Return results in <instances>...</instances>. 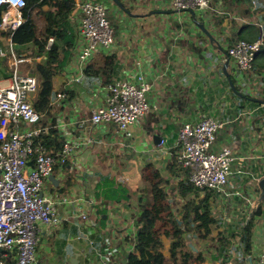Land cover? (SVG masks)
<instances>
[{
  "label": "crops",
  "instance_id": "obj_1",
  "mask_svg": "<svg viewBox=\"0 0 264 264\" xmlns=\"http://www.w3.org/2000/svg\"><path fill=\"white\" fill-rule=\"evenodd\" d=\"M61 1L32 9L30 21L40 36L35 42L13 47L27 60L21 67L23 74L41 80L37 66L46 64L50 49L58 42L51 37L54 41L50 45L49 39L45 50L38 42L44 41L45 16ZM87 1L72 0L66 39L73 40L74 47L66 65L50 64L54 72L61 73L52 78L49 105L42 110L37 107L40 90L31 98L42 115L38 125L42 135L37 142L54 155L64 145L73 150L63 168H54L51 176L56 181L50 176L44 184L42 196L56 203L61 224L57 228L38 225L36 264L39 256L40 264H103L105 259L128 264L143 215L140 200L146 186L151 190L145 176L152 171L181 219L186 201L180 190L192 183L191 170L181 159L179 134L185 124L206 119L222 125L212 150L229 148L235 161L227 185L200 191L198 200L209 203L210 217L216 223L206 239L187 232V240L190 237L198 243L197 252L204 258L195 264H262L264 0H210L208 10L193 12L176 10L171 0H118L121 6L114 0H93L106 6L115 42L110 48H98L82 67L78 61L85 45L81 8ZM243 35L262 41L256 63L247 71L229 61L227 54ZM0 51H10L9 33L1 29ZM140 78L151 87L149 110L130 126V136L124 137L113 124H92L94 110L107 104L110 85L117 81L139 84ZM10 80L8 62L0 56V86H8ZM104 180L112 181L115 188H127L131 198L121 203L106 200ZM64 197L70 202H61ZM83 215L88 216L86 222ZM163 240L166 264H179L171 258V240ZM188 247L193 249L189 243ZM219 252L222 255L217 257ZM5 263L16 264L15 254H9Z\"/></svg>",
  "mask_w": 264,
  "mask_h": 264
},
{
  "label": "built area",
  "instance_id": "obj_2",
  "mask_svg": "<svg viewBox=\"0 0 264 264\" xmlns=\"http://www.w3.org/2000/svg\"><path fill=\"white\" fill-rule=\"evenodd\" d=\"M178 11H204L210 0H171ZM27 0H0V29L9 33L10 51H0L6 58L11 80L0 86V264L15 254L16 264H36L39 246L38 225L57 228L61 224L56 203L42 196L44 184L54 168H63L72 155V147L64 145L57 154L49 153L37 141L42 135L38 127L42 115L31 98L39 92V80L21 72L27 61L16 54L12 36L25 24L23 10ZM81 35L84 48L78 55L79 64L86 67L93 53L100 47L110 48L115 42L114 30L106 6L89 0L81 8ZM50 39V45L53 43ZM51 47V46H50ZM262 48V41H238L227 54L242 71L250 70ZM135 84L117 81L110 85L107 104L91 115L93 125L113 124L125 137L129 128L149 110L148 83ZM60 95V97H64ZM222 127L220 122L206 119L187 123L179 134L181 159L191 170V183L197 190H217L228 184L235 159L229 148L213 151L212 146ZM63 203L70 199L64 197ZM88 220L87 215L81 217ZM264 264V251L260 256ZM103 264H113L105 259Z\"/></svg>",
  "mask_w": 264,
  "mask_h": 264
},
{
  "label": "trees",
  "instance_id": "obj_3",
  "mask_svg": "<svg viewBox=\"0 0 264 264\" xmlns=\"http://www.w3.org/2000/svg\"><path fill=\"white\" fill-rule=\"evenodd\" d=\"M57 0H27L26 8L23 10L25 24L18 29L12 36L13 44L25 45L38 40L40 34L36 24L30 21V14L36 5H48ZM69 3V5H68ZM68 5V6H67ZM74 9L72 0H62L61 4L47 13L45 16L47 27L43 34L44 41L38 42L41 50H45L48 40L53 37L58 44L52 46L49 55V66L38 65V73L42 77V84L48 89H52V78L61 72H54L50 64H67L69 61L74 41L66 39L67 26H69V15ZM1 23V13H0ZM58 39V40H57ZM62 40V41H59ZM239 41L253 43L256 38L252 36H240ZM261 51V50H260ZM257 59V57H256ZM255 59V60H256ZM256 62L254 61L253 65ZM53 70V71H52ZM233 81V80H232ZM234 83V82H233ZM237 93V92H235ZM39 108L40 105L37 104ZM36 108V107H35ZM37 110V108H36ZM38 111V110H37ZM39 112V111H38ZM151 169V167H148ZM156 173L146 174V181L150 184L153 199L142 206L143 215L140 217V228L137 230L135 244V253L129 256L128 264H166V258L162 251L165 248L163 238L171 240L170 253L171 258L179 264H195L204 262L202 254L195 252L188 247L186 238L187 232L196 234L199 239H206L212 232L216 220L210 217V205L204 200H198L200 190L186 184L180 190V195L185 199L186 204L182 210V218H178L172 205L169 203L167 194L160 187L161 181H155ZM116 186L110 180H104L102 196L106 200H113L121 203L130 199V191L123 186ZM194 197L193 200H189ZM142 201V199L140 200ZM262 209L257 211L261 214ZM246 249L249 248L250 233H246L244 238ZM222 255L218 253L217 257ZM216 257V258H217Z\"/></svg>",
  "mask_w": 264,
  "mask_h": 264
},
{
  "label": "rangeland",
  "instance_id": "obj_4",
  "mask_svg": "<svg viewBox=\"0 0 264 264\" xmlns=\"http://www.w3.org/2000/svg\"><path fill=\"white\" fill-rule=\"evenodd\" d=\"M37 71H38V68H37ZM37 78V77H36ZM38 79V78H37ZM39 80V82H40V92H39V100H38V104L40 105V107L41 108H39L40 110H42V109H44V108H46L48 105H49V102H50V100L53 98V92H54V90H53V82L51 83V85H52V89L50 90V89H48V88H46V87H44L43 86V84H42V77H41V80L40 79H38ZM4 85V84H3ZM232 152V151H231ZM145 179H146V176H145ZM126 180V179H125ZM145 182H146V180H145ZM218 190V189H217ZM152 198H153V194H152V192H151V190L146 186V188L144 189V192H143V197H142V199H143V201H141L142 202V206H144V204H146V203H148V202H151L152 201ZM179 202H177V204H178ZM176 204V202L174 203V205H177ZM191 238L189 237V241H188V243L189 244H191V246L193 247V250L195 251V252H197L198 251V249H199V246H198V243L197 242H195V241H192V240H190ZM200 250V249H199ZM41 254H43V251H41ZM37 259V258H36ZM42 260H41V258H40V256H39V262L40 263H42L41 262ZM36 263H37V260H36ZM39 263V264H40Z\"/></svg>",
  "mask_w": 264,
  "mask_h": 264
},
{
  "label": "water",
  "instance_id": "obj_5",
  "mask_svg": "<svg viewBox=\"0 0 264 264\" xmlns=\"http://www.w3.org/2000/svg\"><path fill=\"white\" fill-rule=\"evenodd\" d=\"M114 1L117 2V4L120 5V2H119L118 0H114ZM120 6H121V5H120ZM188 11L193 12V10H191V9L188 10ZM200 28L205 32V34H206L207 37L212 38V35H211V34L209 33V31L204 27V25L201 24V25H200ZM228 58H229V56H228ZM229 61H230V58H229ZM229 61L227 62L226 67H227L228 64H229ZM229 78H230V77H229ZM230 84H231L233 90H234L235 92H237V91L235 90L234 84L232 83L231 79H230ZM237 93H238V92H237ZM161 141H162V140H161ZM50 179L53 180V182L56 181V180L54 179L53 176H51ZM56 184H57V182H56ZM261 189H262V198H261V201H264V179L261 181Z\"/></svg>",
  "mask_w": 264,
  "mask_h": 264
}]
</instances>
